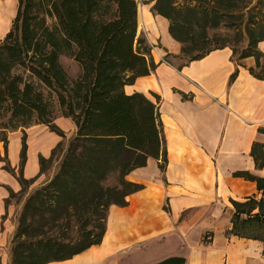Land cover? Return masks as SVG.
<instances>
[{"label": "trees", "instance_id": "obj_1", "mask_svg": "<svg viewBox=\"0 0 264 264\" xmlns=\"http://www.w3.org/2000/svg\"><path fill=\"white\" fill-rule=\"evenodd\" d=\"M249 2L152 0L151 12L168 20V31L180 44V52L166 53L164 60L178 58L180 67L229 47L235 63L254 57L248 70L264 79V51L258 48L264 41V0L248 8L257 15L236 33L237 42L245 45H231L216 32L234 30L227 22L237 12L243 18L240 11ZM62 56L78 64L75 76L61 63ZM156 65L150 44L138 31L137 0H17L9 29L0 38V163L12 171L7 158L11 131H23L21 165L26 159L25 128L43 124L61 140L48 157L38 158L39 175L57 163L52 176L26 195L35 178L19 175V191L9 194V199L26 195L11 240V264L64 260L100 243L109 206L126 205L127 196L142 188L127 175L149 158L160 159L158 166L164 169L165 138L156 102L142 92L124 90ZM57 117L75 125L66 144ZM250 153L261 168L262 144L253 143ZM234 175L254 180L261 196L230 200L232 226L226 234L260 240L264 254V177L247 171ZM154 264H185V258L171 255Z\"/></svg>", "mask_w": 264, "mask_h": 264}, {"label": "crops", "instance_id": "obj_2", "mask_svg": "<svg viewBox=\"0 0 264 264\" xmlns=\"http://www.w3.org/2000/svg\"><path fill=\"white\" fill-rule=\"evenodd\" d=\"M16 4L17 0H0V38L9 29ZM151 4L152 0L138 6V31L145 35L157 65L124 90L142 92L156 102L165 138V167L161 171L160 159L149 158L144 167L133 170L127 178L142 188L127 196L126 205L109 206L101 242L46 264H154L171 255L183 256L185 264H264L260 240L226 234L232 226L230 200L261 196L254 180L234 172L264 177V163L257 168L250 153L255 142L264 150V79L248 70L254 57L235 63L229 47L180 67L178 62H167L165 54H178L180 44L171 37L168 20L151 12ZM258 48L264 51V41ZM24 133L23 165L21 129L8 133L12 171L0 163V264H11V240L22 203L9 199V194L19 191V175L41 177L39 156L48 157L60 140L43 124L25 128ZM0 153L4 154L2 142Z\"/></svg>", "mask_w": 264, "mask_h": 264}, {"label": "rangeland", "instance_id": "obj_3", "mask_svg": "<svg viewBox=\"0 0 264 264\" xmlns=\"http://www.w3.org/2000/svg\"><path fill=\"white\" fill-rule=\"evenodd\" d=\"M138 1V6L141 4H147L150 2V0H137ZM249 6L246 8L241 9V13L244 14L243 18H239L237 15H239V13H234V16L231 20H229L227 22L228 25H230L232 28H234V30H227V29H223L221 28L220 30H217L216 32L218 33V35H223V38L226 39L231 45H236L237 47H242L243 45H245V42H237L238 40V36H237V31L240 28H244L245 25V21L250 18L251 15H257L256 11H248V8H250L252 5H254L256 3V0H249ZM243 25V26H242ZM7 28V27H6ZM227 33V34H226ZM219 38V36H218ZM221 39V38H220ZM61 63L63 64V66L65 67V69L67 70V72L69 73L70 76H75L80 68L78 66V64L70 57L67 56H62L61 57ZM173 62H180V59L172 58ZM64 133L65 137L63 138L64 140V144H66V142L68 141V139L73 135L72 131H73V124L71 122L70 119L65 118V117H60L58 118V123H55ZM61 140V137H60ZM59 140V141H60ZM57 168V163L53 161V163L50 165V167L45 171L44 175H41L40 178L36 179L33 183L29 184L26 188V195L28 193H30L34 188H36L39 184H41L42 182H44L45 180H47L48 178H50L52 176V174L54 173V171ZM16 193V192H15ZM23 196L21 197H16L13 198L12 200H15V202H21L23 203L24 198L26 197ZM21 203V206H22ZM21 208V207H20ZM20 210V209H19ZM19 213V211H18ZM18 215V214H17Z\"/></svg>", "mask_w": 264, "mask_h": 264}, {"label": "built area", "instance_id": "obj_4", "mask_svg": "<svg viewBox=\"0 0 264 264\" xmlns=\"http://www.w3.org/2000/svg\"><path fill=\"white\" fill-rule=\"evenodd\" d=\"M205 238H206V239H210L211 236H210L209 234H207V235H205Z\"/></svg>", "mask_w": 264, "mask_h": 264}]
</instances>
